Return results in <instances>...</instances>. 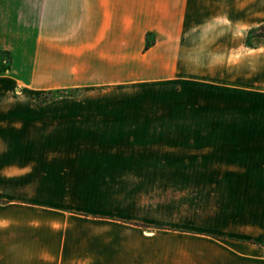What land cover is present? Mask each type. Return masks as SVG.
Segmentation results:
<instances>
[{"label":"crops","instance_id":"crops-1","mask_svg":"<svg viewBox=\"0 0 264 264\" xmlns=\"http://www.w3.org/2000/svg\"><path fill=\"white\" fill-rule=\"evenodd\" d=\"M251 8L264 0H0V264H264L259 134L21 90L178 80L259 101L264 43L228 21Z\"/></svg>","mask_w":264,"mask_h":264},{"label":"rangeland","instance_id":"rangeland-1","mask_svg":"<svg viewBox=\"0 0 264 264\" xmlns=\"http://www.w3.org/2000/svg\"><path fill=\"white\" fill-rule=\"evenodd\" d=\"M263 3V2H262ZM261 11L246 12L243 19L236 22L229 14V27L236 24L244 25L240 28V35L248 29V25L254 23ZM154 42V37L146 35L148 45ZM263 43L253 39L251 47ZM4 60L0 56V61ZM8 62H0V71L6 69ZM143 77L147 74L140 70ZM36 87L28 88L22 84L21 90L29 91L30 99L22 97V105L27 106H85V107H128L132 109L148 110V121L159 122H194L205 124L206 133L212 138L239 137L240 134H259L264 138V99L259 101L252 98H237L235 95L211 92V88L205 84H189L183 81H134L123 85L100 84L75 90H57L48 92L45 90L43 74L38 76ZM58 97H63L62 104L50 103ZM49 102V103H48ZM259 124V131L228 130L231 126Z\"/></svg>","mask_w":264,"mask_h":264},{"label":"trees","instance_id":"trees-1","mask_svg":"<svg viewBox=\"0 0 264 264\" xmlns=\"http://www.w3.org/2000/svg\"><path fill=\"white\" fill-rule=\"evenodd\" d=\"M253 39H261L264 43V23L246 30L244 34V44L247 47H251L250 41ZM148 44L146 43V47Z\"/></svg>","mask_w":264,"mask_h":264}]
</instances>
